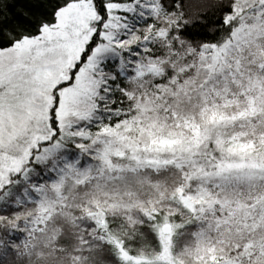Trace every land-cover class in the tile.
Returning a JSON list of instances; mask_svg holds the SVG:
<instances>
[{"label": "snow or ice", "instance_id": "obj_1", "mask_svg": "<svg viewBox=\"0 0 264 264\" xmlns=\"http://www.w3.org/2000/svg\"><path fill=\"white\" fill-rule=\"evenodd\" d=\"M0 264H264V0H0Z\"/></svg>", "mask_w": 264, "mask_h": 264}]
</instances>
